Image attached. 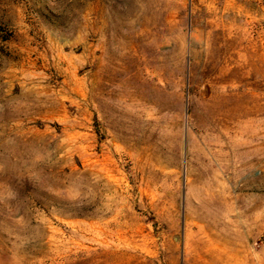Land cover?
Masks as SVG:
<instances>
[{"label": "rangeland", "instance_id": "rangeland-1", "mask_svg": "<svg viewBox=\"0 0 264 264\" xmlns=\"http://www.w3.org/2000/svg\"><path fill=\"white\" fill-rule=\"evenodd\" d=\"M0 264H264V0H0Z\"/></svg>", "mask_w": 264, "mask_h": 264}, {"label": "bare ground", "instance_id": "bare-ground-1", "mask_svg": "<svg viewBox=\"0 0 264 264\" xmlns=\"http://www.w3.org/2000/svg\"><path fill=\"white\" fill-rule=\"evenodd\" d=\"M136 41H137V50L147 49V48L149 49L150 42L148 41L147 33L143 32V33H139L138 35H136ZM138 104L142 105L141 102H139ZM226 123H227V127L230 129L231 123L229 122V120H227ZM220 124H222V123H220ZM220 124L218 126L221 129Z\"/></svg>", "mask_w": 264, "mask_h": 264}]
</instances>
